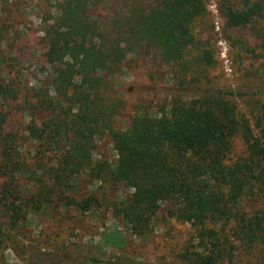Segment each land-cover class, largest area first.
Listing matches in <instances>:
<instances>
[{"label": "trees", "instance_id": "obj_1", "mask_svg": "<svg viewBox=\"0 0 264 264\" xmlns=\"http://www.w3.org/2000/svg\"><path fill=\"white\" fill-rule=\"evenodd\" d=\"M219 1L229 29L245 28L257 20L264 23V0ZM65 4L46 32L47 58L54 68L51 86L33 90L27 102L28 111L48 114L42 122L32 120L25 131L30 140L59 153L47 167L29 161L16 134L7 131L6 105L17 101L22 90L18 78L12 80L6 73L7 55L1 46L8 27L0 24V206L5 225L21 232L29 215L51 203L54 194L84 213L102 206L97 194L80 201L66 194L87 176L91 182L123 185L131 191L110 202V207L134 235L149 234L163 206L169 218L191 224L202 251L192 255L190 264H217L215 250L224 243L215 228L232 221L236 242L252 246L264 241V212H239L249 188L264 195V106L252 124L240 114L237 103L250 94L205 90L198 99L174 97L157 119L146 113L136 116L122 132L115 129L114 118L123 104L108 81L97 76L116 68L124 44L157 50L164 63L176 68L178 83L190 84L208 60L204 54L205 64L187 58L194 23L205 14V0H161L150 9L137 7L120 29L123 40L98 32L87 15L94 0ZM104 136L112 139L115 161L92 158ZM238 136L250 156L230 164L227 158Z\"/></svg>", "mask_w": 264, "mask_h": 264}, {"label": "rangeland", "instance_id": "obj_2", "mask_svg": "<svg viewBox=\"0 0 264 264\" xmlns=\"http://www.w3.org/2000/svg\"><path fill=\"white\" fill-rule=\"evenodd\" d=\"M94 1L87 15L98 32L103 37L123 40L118 35L133 10L150 9L161 0ZM65 2L0 0V24L8 27L6 42L1 46L7 55L6 73L12 80L18 78L22 90L17 101L6 105L7 131L16 134L24 145L25 157L41 167L53 164L59 153L48 151L25 134L32 120L42 122L48 118L47 113L28 111L27 102H31L33 90L51 86L54 68L47 58L46 32L61 16ZM193 35L187 58L198 64L199 60L204 62L201 60L204 54L208 60L190 84L178 83L176 68L164 63L157 50L146 51L141 46L126 48L124 44L123 56L116 68L97 74L108 81L112 94L123 104L114 118L116 130L126 131L140 114L159 118L161 110L169 109L176 96L193 100L198 99L202 91L213 89L250 94L237 103L240 114L253 124L254 115L264 106V23L257 20L245 28L229 29L220 1L205 0V14L194 23ZM249 156L242 138L236 137L227 162L233 164ZM92 158L110 162L117 159L109 136L99 140ZM2 182L0 178V186ZM66 192L78 201L97 194L103 205L84 213L77 207L65 205L54 194L51 203L29 215L21 232L11 231L5 225L0 206V234H3L0 264H190L192 255L202 251L196 230L191 224L169 218L165 206L149 234L134 235L110 207V202L122 200L131 193L123 185L91 182L87 176H82L75 187ZM239 212L263 213L264 195L249 188L241 199ZM234 225L232 221L225 228H215L220 242L224 243L215 250L219 254L217 264H264V241L252 246L236 242L232 235Z\"/></svg>", "mask_w": 264, "mask_h": 264}]
</instances>
